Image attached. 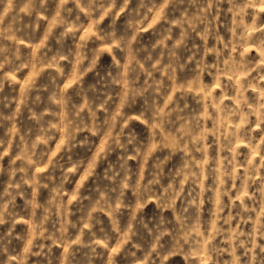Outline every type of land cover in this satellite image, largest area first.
<instances>
[{
    "label": "clouds",
    "instance_id": "clouds-1",
    "mask_svg": "<svg viewBox=\"0 0 264 264\" xmlns=\"http://www.w3.org/2000/svg\"><path fill=\"white\" fill-rule=\"evenodd\" d=\"M0 264H264V0H0Z\"/></svg>",
    "mask_w": 264,
    "mask_h": 264
}]
</instances>
